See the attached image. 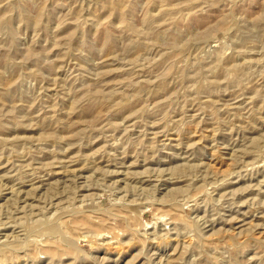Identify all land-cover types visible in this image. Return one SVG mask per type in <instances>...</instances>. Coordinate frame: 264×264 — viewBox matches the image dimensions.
Listing matches in <instances>:
<instances>
[{"label":"rangeland","instance_id":"374dc122","mask_svg":"<svg viewBox=\"0 0 264 264\" xmlns=\"http://www.w3.org/2000/svg\"><path fill=\"white\" fill-rule=\"evenodd\" d=\"M0 264H264V0H0Z\"/></svg>","mask_w":264,"mask_h":264}]
</instances>
